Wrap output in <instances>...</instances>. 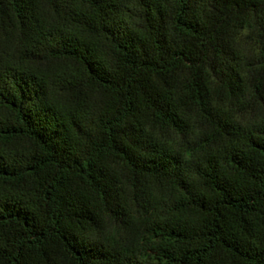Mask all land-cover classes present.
I'll return each mask as SVG.
<instances>
[{
	"label": "trees",
	"instance_id": "1",
	"mask_svg": "<svg viewBox=\"0 0 264 264\" xmlns=\"http://www.w3.org/2000/svg\"><path fill=\"white\" fill-rule=\"evenodd\" d=\"M0 264H264V0H0Z\"/></svg>",
	"mask_w": 264,
	"mask_h": 264
}]
</instances>
